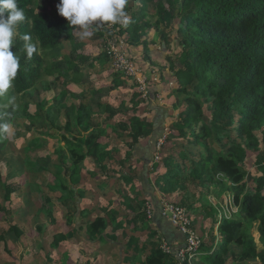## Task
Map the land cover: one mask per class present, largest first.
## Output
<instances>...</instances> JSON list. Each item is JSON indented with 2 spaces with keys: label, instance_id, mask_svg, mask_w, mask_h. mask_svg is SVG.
<instances>
[{
  "label": "trees",
  "instance_id": "trees-1",
  "mask_svg": "<svg viewBox=\"0 0 264 264\" xmlns=\"http://www.w3.org/2000/svg\"><path fill=\"white\" fill-rule=\"evenodd\" d=\"M47 1L49 7L40 0H16L26 17L17 26L13 38L12 50L19 58L20 67L12 86L0 95V112H8L14 133L10 142L8 130L0 131V149L6 143L16 144L23 136L26 138L24 150L29 147L34 151L46 149L48 145L32 132L34 127L45 129V137L60 141L58 147H54V155H51L54 161H59L52 175L57 183H48L45 190L60 192L59 201L63 208L66 206L68 214H71L67 210L70 192L78 195V200L85 198L95 203L102 201V195L114 197L119 194L125 198L127 205L129 196L125 192L133 195L137 185H133V179L129 176L110 174L111 166L108 167V163L113 157L98 141L106 132L98 127L99 123L96 127H89L94 117L103 114L114 116L117 110L107 102H100L98 111H95L88 99L117 91L126 85L125 77L135 93L134 98L124 101L121 108L131 104L138 110L142 104L139 100L142 99L141 86L133 78L112 71L107 62L110 58L107 51L104 59L91 61L83 52L84 45L76 38L79 26H70L58 14L55 6L58 0ZM125 11L128 22L114 25V29L107 30V34L111 37L118 34L128 48L143 47L147 57L149 42L146 38L150 32L160 34L164 42L163 52L170 50L167 43L171 42V31L177 34L181 43L177 58L184 68L177 69L175 73L174 94L178 99L180 96L186 97L181 104L184 108L178 134L183 139L192 136L193 144L198 148L191 152L194 157L189 161L188 153L182 152L179 159L169 156L161 164H155L158 172L154 186L149 184V171L148 183L142 179L145 185L148 184V199L145 195L144 199L136 197L143 202L149 200L152 211H159L158 198L152 195L155 188L164 196L184 190L182 180L190 171V179L199 183L209 181L218 187L214 193L217 198L223 197L224 193L230 194L238 209L231 218L223 217L220 221L219 209L212 207L211 233L216 231L221 240L216 242L212 235L214 240L210 243L201 242L200 250L206 255H202L196 264H248L253 261L264 264V166H261V175L252 177L249 183L245 165L249 152L260 151L264 142V134L263 140L258 135L264 131V0H127ZM100 25L106 27L108 24ZM176 25L178 27L173 29ZM103 34L105 32H99V35ZM25 35L31 37L30 42L37 49L31 57L24 47L27 43L23 39ZM66 41L70 43V54L64 52ZM98 64L101 65L100 69H97ZM103 70L112 71L114 82L109 87L97 89L99 84L91 81V77ZM62 80L69 82V86L75 84L83 90L79 97L73 93L72 104L63 101L64 96L68 95L66 89L56 94ZM34 94H37L34 99H38V102L33 99ZM206 110L210 112V117L206 118L208 121L205 119ZM20 127L24 128L23 132ZM153 129V124L145 120L137 117L131 120L130 129L127 130L132 132V145L128 149L130 155H138L143 161H154L150 157L156 148L154 143L147 145L149 148L140 147V140L151 136ZM86 132H89L87 137L81 136ZM56 133L60 135L56 136ZM161 133L155 135V144L163 135ZM179 146V149L182 148L180 150H184L183 144L179 143ZM25 154V173L32 179L30 186L33 188H28L29 192L34 190L46 206H52L51 198L39 187L41 183L38 181L47 170L46 166L30 160L28 152ZM88 166L96 168L102 175L94 178L91 168L87 170ZM84 173L90 175L92 181L83 176ZM215 174L221 176L222 180H215ZM11 181L10 177L7 185L2 183L8 202L22 191L15 189ZM83 181H87L86 184ZM220 187H223L224 193ZM29 192H25V205L30 203L27 199ZM79 193H83V196ZM87 201L81 203L78 211L74 209L77 211L74 219L80 222L79 232H85L86 238L98 245L97 248L106 243L113 225L129 228L124 224L126 220L112 223V220L97 215L91 218L90 224L82 225L84 217L93 215ZM52 207L49 215L57 223L54 216L56 207ZM146 213L148 215V208L144 213L145 220ZM254 224L258 225L262 249L257 247L251 234ZM171 225L184 237L183 246L177 250L173 247L171 252L162 247L149 251L141 247L142 243L135 236H131L130 240L137 250L128 248L129 256L139 254L135 255V261L140 264H187V261L182 263L178 255L187 244L186 234ZM51 236V248H58L66 238L61 232L52 233ZM141 249L145 251L144 260ZM49 258L47 260L54 263Z\"/></svg>",
  "mask_w": 264,
  "mask_h": 264
},
{
  "label": "rangeland",
  "instance_id": "rangeland-1",
  "mask_svg": "<svg viewBox=\"0 0 264 264\" xmlns=\"http://www.w3.org/2000/svg\"><path fill=\"white\" fill-rule=\"evenodd\" d=\"M40 1L46 7H49V3L47 0ZM57 2L59 3L60 0H58ZM58 3L55 5L56 7ZM114 25L116 24H108L106 27H103L100 25V23L94 24L88 29L90 35L87 37H83L79 29L75 33L76 38L80 40L84 45L83 52L90 57L91 61L97 62L99 59H104V54L106 51L108 52L109 57L110 55H113L114 57H110L107 61L111 69L113 63L115 62V55L110 52L112 51V47H115V50L118 54L122 53V50L125 47V40L123 38H119L118 34H114L112 37L107 34V30L112 31L114 29ZM176 27L178 26L176 25L173 29H175ZM99 32H105V34L99 35ZM146 39H148V42H150V39H153L154 43L158 45V48H161V50L163 51L164 42L160 39L159 33L152 31L149 33ZM171 39L172 41L167 43L170 50L167 52H162L167 53L166 55H168L170 62L166 61L165 59L164 61L162 59L161 65H164L166 64L165 62H167L166 66L171 70L173 69L174 73H176L177 69L180 70L184 68V65L177 58V55H179L181 52V43L175 31H171ZM151 43L153 44V42ZM171 43L172 45L170 46ZM65 47L66 48L64 52L70 54V43L66 41ZM97 67H101V65L98 64ZM108 71L99 73L100 76H103L102 83H106V81H109L108 84L111 83V78L109 76L111 74L113 75V73H110V71ZM152 74L153 73H151V76H149V91H147L148 95L150 90L152 89V86H150V82L156 83L155 78H159L160 76L158 74L157 76L153 77ZM97 79V75L96 77H92V80L94 81H97ZM55 80L56 79H51V81ZM60 84L62 86H59L60 88H57L56 94H60L62 89H66L65 91L68 92V95L64 96L63 101H65L66 103L69 102L68 104H70V95H73V92L68 88L69 82L62 80ZM170 87H172L171 84ZM134 93L135 92L133 88H131L129 84L118 88V90L115 92H112L109 98V103L114 109L117 110L115 115H105L98 121H96L97 118L94 117L92 123L89 126L90 128L96 127L99 123L98 127L106 132L105 134L100 136L98 141L102 143V147L108 150L113 157L110 162V174L126 175L130 172L133 173L135 172V170H138V168L135 167V164H137V161L135 160L136 158L133 157L134 155H130L131 153H129L128 151V149H130L132 145V140L130 135L131 131L127 130L130 129V122L133 118L137 117L142 120L139 116L142 115V112L139 110V108L138 110H135L131 104L126 105L125 108H121L124 101L127 102L134 98ZM107 95V92L99 96L96 95V97H94L95 99L93 100V106L96 108L99 107L100 99L102 97H106ZM36 96L37 94H34L33 99ZM184 99H186L185 96H180L179 99L177 98V103L179 105L175 104L173 109L174 111L177 110L178 106L182 104V101H184ZM139 100L140 104L146 103L148 101V96L146 98L144 95H142V99L139 98ZM35 101L38 102V99ZM156 103L158 105H161V103L159 102ZM3 112V114L2 112H0V131L8 130L9 135L7 136L8 139L10 138V142H12V134L14 133V130L11 126L12 120L11 118H9L8 112ZM181 115V110H178V113H176L174 116L172 115V120H170L171 124L166 128L165 133L156 141V148L154 150V153L151 155V159H154V161L148 162V171L150 173L149 183H151L152 186L154 184L151 180H153L154 182V177L158 172L156 171L157 168L155 169V166L153 164H161L162 161H164L167 157L169 158V156L179 159L182 152L188 153L189 161L194 157L191 152L193 153L198 150L197 146L193 144L194 140L192 136H188L183 139L178 134V126L182 122ZM209 117L210 112L206 110L205 119ZM3 125H7V128L5 129ZM125 127L127 128V130L125 129ZM23 129L24 128H21V132H23ZM32 132L34 133L35 137L40 138L44 144L48 145L46 149L34 151L29 147L24 150L23 146L26 141V138L24 136L20 137L16 144L6 143L4 145V148L0 149V264H3L2 258L7 259L8 256L12 260L7 261V264H22L21 261H23L24 264V261H27V259V264H30V259H33L36 262L39 261L42 264H51V262L47 260V257H50L49 259L57 258L64 264H72V260L77 258L78 261H80L79 264H82V258L79 256H81L82 252H85L83 249H86V247L81 244H76V241L86 238V234L82 231L79 232L77 228L79 226V223L75 222L74 215L76 217L77 211L81 208V203L83 201H87V199L83 198L81 200H78V195H74L69 191L70 197L67 198V206H69V209H66L71 214H68V212L65 211L66 206L63 208L61 206V202L59 201L60 192H55L54 190H45L48 189L46 187L48 183L53 185L57 183V180L52 175L56 171L55 164H57L59 161H54L51 158V155H54V147H58L60 141L52 137H45L44 135H46L47 132L45 129L43 130L38 127H34ZM87 133L89 132H86L81 136L87 137ZM263 134L264 131L258 134L260 140H263ZM55 135L58 136L60 135V133H56ZM148 137H144L142 138V140H145ZM179 143L184 145V150H180L182 148L179 149ZM63 144L64 143L62 142V145ZM109 144L112 145L109 146ZM27 152L29 154L30 160L37 161L38 163L46 166L47 170L38 179V181L41 183L39 187L51 198V205L56 207L54 216L57 218V223H54L49 215L50 211L53 210V207L48 205L46 206L41 196L36 195L34 190L29 192V189H33L30 186L32 179H30V177L25 173L26 165L23 164V160H25L27 155L25 153ZM126 156H129L128 159H125ZM263 160L264 142L261 145L260 151L249 152L248 159L245 163L248 170L246 179L249 183H251L252 177H258L261 175L262 172L260 171V169L261 166H264ZM119 161H132L133 163L132 165H126L124 169L121 170L117 165ZM90 168L91 167L88 166L87 170H89ZM22 175L24 177H21ZM215 175V180H222L221 176L217 174ZM9 176L11 177V180H13L10 182L13 187L15 189L19 188L20 190H22L13 196L11 202L7 201V198L3 191L4 188L2 186V183H4L5 185L8 184L10 180ZM83 176H86V174L84 173ZM86 182L87 181H83L84 184H86ZM134 182L133 185H135ZM183 184L185 187L184 190H180L179 192L174 194H167V196L162 195L159 191H155L158 198V207H160L159 211L156 212H153L152 208H150L149 200L148 202H143L141 201V199L136 197L139 196L137 189L133 193V195H130L129 191L125 192V194L129 196L127 198V205H125L126 200L124 197L117 196L115 197V199L108 202L105 207L103 206L101 214L105 217V219L108 218L113 222L126 220L124 224L126 223V226L129 228L119 226H115L112 228L108 235V240L109 244H111V247L109 249L105 248L103 251H101V257H103L104 260L108 262V264H122V259H127L126 256L121 255L123 252H126V254L129 255V247L137 250V248L133 246V243L130 240L131 236H134V233H136L135 236L138 238L139 243L141 242L142 245L144 247H147L148 249L152 250L158 247L164 248L166 246L172 249L174 247V244L167 237L164 238L162 235H160L166 229L164 225H169V227H172V221L169 218L171 213L168 210V208L171 206L183 208L187 212L192 225L190 227V230L192 229L195 232L200 242L210 243L213 239L212 235L215 236L216 242L220 241L221 237H219L216 231L214 233H211V216L213 215L212 207L215 206L219 209L218 219L220 221L223 217L231 218L233 214L237 213L238 211L236 205L233 204L232 196L230 194L224 193L223 187H220L224 195L221 198H217L214 193L218 190V187L214 186L209 181L199 183L195 180L190 179V171H188L184 176L182 180V185ZM130 186L131 185H129L128 187ZM24 187L26 188L24 189ZM25 192H29V198L27 197V199L30 201V203L26 205L24 204ZM79 194L80 196H83V193ZM183 204H185V206H182ZM165 207L167 214H164ZM75 208L77 209L76 212L74 211ZM147 208L148 215L146 213L147 220H145L144 213L145 210L147 211ZM94 216L95 215H92L90 218H87V221H90V219ZM131 220L134 221L131 222ZM55 227L57 230L54 229ZM40 228H42V230L39 232L38 230ZM50 232L51 234L61 232L66 235V238L61 242L58 248L50 247V243L53 241ZM251 234L255 238L257 247L262 249L263 244L260 241L258 225H252ZM144 238L145 240L143 241ZM141 252H143L142 258L144 260L145 252L144 250H142ZM200 253L203 254L204 252L200 250V252L197 253L198 255H195L192 259H190V264H196L197 261H199V258L201 257ZM135 255L139 254L136 253ZM135 255L130 256L131 264H140L138 261H135ZM120 256L121 259H119ZM185 259L182 260L185 261ZM69 260L70 262H68ZM248 264H260V262L253 261Z\"/></svg>",
  "mask_w": 264,
  "mask_h": 264
},
{
  "label": "crops",
  "instance_id": "crops-1",
  "mask_svg": "<svg viewBox=\"0 0 264 264\" xmlns=\"http://www.w3.org/2000/svg\"><path fill=\"white\" fill-rule=\"evenodd\" d=\"M170 41H172V39ZM151 42H153V44ZM148 44H149L148 57L144 53L143 47L128 48L127 44H125L126 49H124L128 52V54L130 55L132 60L135 62V64L138 66V68L141 71L145 72V75L147 76L148 79H150L149 76H151V73H153L152 74L153 77L157 76L158 74L160 75L159 80L156 81V83L154 82L153 84L150 85V86H152V89L149 92L148 101L146 103H142L139 106V110L142 112V115H139L140 118L142 120H145V121L153 124V128H154L152 135L150 137H148L147 139L141 141L140 147H143V148H147V147L149 148V146H147V145L152 144V143H154V145H155V142H153L155 135L161 133V131L164 134L166 128L171 124L170 120H172L171 119L172 115L174 116L176 113H178V110L182 111L184 108V105H180V106H178L176 111L173 110L175 104L179 105L177 103V97L175 96L176 94H174L175 79H176L175 73H174L173 69L171 70V69H169V67L166 66L167 62H165L166 64L161 65L162 59L163 60L165 59L166 61L170 62L168 55H166L167 53H162L163 51H161L160 48H158V45L156 43H154L153 39H150V42ZM171 45H172V43H171ZM100 68L101 67H97V69H100ZM104 71L105 70H103L101 72L103 73ZM110 73H112L111 70H110ZM96 75H97L98 79L95 82H97L99 84V86L96 87L97 89H100L103 87H109L114 82L112 79V74L110 76L107 75L111 78L110 84H108L109 81H106V83H102V77L103 76H100L99 73L92 75V77H96ZM92 77H91V81H94V80H92ZM123 80L126 81V85L129 84L128 83L129 81L125 77H123ZM170 84L172 85V87H170ZM68 88H70V90L73 93H75L77 97H79L80 93L83 91L80 86L75 85V84L68 86ZM111 94H112V92L109 93V95H107L106 97H102L100 99V102L101 103H106V102L109 103V98H110ZM99 95H102V94H98V96ZM70 97H71L70 104H72V102H73L72 95H70ZM94 99H95L94 97L88 99V102L90 103V105H93ZM156 102L161 103V105L160 104L158 105ZM94 109H95V111H98V107L97 108L94 107ZM105 115H108V114H103L101 117L96 116L97 121L99 119L103 118ZM163 130H164V132H163ZM110 145H112V144H109V146ZM153 153H154V149L151 152L150 157ZM128 157L129 156H126L125 159H128ZM133 157L136 158L135 160L137 161V164H135V167H137L138 170H135V172H133V173L130 172V173L126 174V176L131 177L133 179V182L135 181L134 184L137 185L136 187H137V191L139 193L140 198L144 199L143 196L145 195V198L148 199V184L145 185L144 181L142 180V179H145L148 183V161H143L140 158V156H138V155H134ZM110 162L108 163V167L110 165ZM132 163H133L132 161H119V163L117 165H118L119 169L123 170L126 165H132ZM153 165H155V164H153ZM90 170H92L91 172H92V176L94 178L96 177L98 179V176L102 175L101 172L97 171L96 168H91ZM109 172L111 173V167H110ZM146 172H147V174H145ZM86 176L89 177L90 181H92V179L90 178V175L89 176L86 175ZM149 181H150V174H149ZM151 181L154 184L155 183V177H154V182H153V180H151ZM149 184L151 185V183H149ZM106 190L110 191V188L106 187ZM155 191H158V190L155 188L152 195H154V197H157ZM141 192H142V194L140 195ZM117 196H119V194ZM117 196L104 197L102 195V197H101L102 201H99L97 203L87 201L88 206L91 209L90 211L92 212L91 214L97 215V217L103 216L101 214V211L103 210L102 207L103 206L105 207V205H107L108 202L115 199V197H117ZM83 220L85 222H82V225L86 226L87 224H90V221H92L93 219H90V221H87V217H84ZM115 222H118V221H115ZM112 223H113V221H112ZM113 227H115V226L113 225ZM119 227H122V226H119ZM164 227H166V229L160 235H162L164 238L167 237L174 244V250H177L178 248H180L181 246L184 245L185 239L180 232H178L176 229H174L171 226L169 227V225H164ZM77 228H80V222H79V226ZM133 233H134V231H133ZM108 235H109V233H108ZM108 235H107V239L105 241L106 243H104V245L100 248H97L98 245H95L94 242L89 241L87 238L79 239L78 241H76V244H81V245L86 247V249H83L85 252H82L81 256H79L82 258V262H83L82 264H108V262L106 260H104L103 257H101V251H103L105 248L109 249L111 247V244H109ZM135 235H136V233H134V236ZM144 240H145V238L143 239V241ZM141 247L147 248V247H144L142 244H141ZM148 250L150 251L151 249H148ZM98 252H99V254H97V255L94 254V253H98ZM128 254H130V253H128ZM121 255L122 256L124 255L127 257V259H122V264H131L130 256L127 255L126 252H123ZM202 255H206V253L201 254V256ZM119 259H121V256ZM2 260H3V264H7L6 262L11 261L12 259L8 256L7 259L2 258ZM27 261H28V259H27ZM27 261H24V264H27ZM29 262H30V264H42L41 262H39V261L36 262L33 259H30ZM53 262L54 263L51 262V264H64L61 260H59L57 258L53 259ZM68 262H70V260ZM21 263L23 264V261H21ZM79 263H80V261H78L77 258L72 260V264H79Z\"/></svg>",
  "mask_w": 264,
  "mask_h": 264
},
{
  "label": "clouds",
  "instance_id": "clouds-1",
  "mask_svg": "<svg viewBox=\"0 0 264 264\" xmlns=\"http://www.w3.org/2000/svg\"><path fill=\"white\" fill-rule=\"evenodd\" d=\"M127 0H60L58 14L68 21L70 26H79L83 37L90 35L88 29L94 24H126L125 11ZM26 19L24 11L18 7L16 0H0V95L12 86V81L20 67L19 58L13 52V38L17 26ZM24 47L29 57L37 51L25 35ZM6 129L7 125H3Z\"/></svg>",
  "mask_w": 264,
  "mask_h": 264
},
{
  "label": "built area",
  "instance_id": "built-area-1",
  "mask_svg": "<svg viewBox=\"0 0 264 264\" xmlns=\"http://www.w3.org/2000/svg\"><path fill=\"white\" fill-rule=\"evenodd\" d=\"M124 49L122 50V53L118 54L115 50V47H112V51L110 52L115 55V64L113 63L112 65V71L114 73H122L126 77L133 78L140 84V90L142 92V95L147 97V91H149V79L145 75V72L141 71L138 68V66L135 64V62H133V60L129 56L128 52ZM110 57L113 58L114 56L110 55ZM158 80L159 78H155V81ZM150 83L153 84L154 82ZM168 210L171 213L169 218L172 221L173 225L177 227L181 232L188 235L187 244L185 248L179 251L178 255L182 263L186 262L187 260V262H189L188 264H190V259H192L195 255H198L197 253L200 252L201 242L195 232L192 229L190 230V227L192 226L191 221L189 215L183 208L171 206L168 208ZM164 214H167L166 207L164 209ZM164 250L167 252H171L170 248H168L167 246L164 247ZM182 259H185V261H183Z\"/></svg>",
  "mask_w": 264,
  "mask_h": 264
},
{
  "label": "water",
  "instance_id": "water-1",
  "mask_svg": "<svg viewBox=\"0 0 264 264\" xmlns=\"http://www.w3.org/2000/svg\"><path fill=\"white\" fill-rule=\"evenodd\" d=\"M186 237L188 238V235H186Z\"/></svg>",
  "mask_w": 264,
  "mask_h": 264
}]
</instances>
